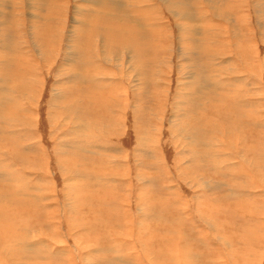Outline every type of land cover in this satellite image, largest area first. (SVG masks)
I'll use <instances>...</instances> for the list:
<instances>
[{
  "label": "rangeland",
  "instance_id": "obj_1",
  "mask_svg": "<svg viewBox=\"0 0 264 264\" xmlns=\"http://www.w3.org/2000/svg\"><path fill=\"white\" fill-rule=\"evenodd\" d=\"M203 1L179 0L178 16L163 0L114 2L121 5L122 14L133 15L142 26L143 42L137 39L135 46L120 26L129 24L105 14L104 8V14L91 19L100 31L88 24L85 29L90 31L75 29V10L82 0H33V8L25 6L26 0H0V26L11 41V47L4 49L0 38L3 84L7 88L21 84L31 91L28 96L12 88L10 95L20 111L30 107L38 139L33 142L47 150L31 149L26 137L0 136V163L13 159L12 171L25 169V177L20 180L15 175L14 181L20 187L35 185L22 196L0 180L2 260L13 257L14 264H264V0L257 6L255 0L218 1L217 5L229 6L236 23L220 15L209 18L201 11L204 6L210 12L212 8ZM111 32L115 35H106ZM97 44L121 56L118 63L101 57ZM128 50L131 59L125 54ZM68 56L74 59L64 64ZM88 65L99 74L86 80L102 79L107 89L81 82L80 74L92 69ZM234 67L242 74L234 73ZM185 73L199 81L192 91L181 84ZM71 76H75L71 83L65 84ZM234 78L242 80L223 85L225 89L209 85L216 79ZM198 86L201 91L195 92ZM59 90L66 96L60 102L55 98ZM0 102L4 111L12 107ZM59 103L65 112L59 110ZM17 109L11 110L18 113ZM77 119L88 123L87 134L96 140L92 143L97 146L85 152L73 146L82 135L74 134L80 125ZM113 119H120L117 126ZM16 122L9 130L23 131L21 120ZM225 130L231 132L226 136ZM231 134L238 138V152L230 144ZM141 148L156 154L149 156ZM114 158L119 161L111 164ZM38 169L44 171L43 178H38ZM197 178L211 185L209 189L198 185ZM37 185L46 199L37 197L42 194ZM28 233L33 234L30 241L41 236L57 248L66 245L70 259L58 252L50 257L41 246L44 252H22L15 244ZM122 252L130 256L129 261L116 259Z\"/></svg>",
  "mask_w": 264,
  "mask_h": 264
},
{
  "label": "bare ground",
  "instance_id": "obj_2",
  "mask_svg": "<svg viewBox=\"0 0 264 264\" xmlns=\"http://www.w3.org/2000/svg\"><path fill=\"white\" fill-rule=\"evenodd\" d=\"M58 1V0H57ZM62 1V0H61ZM103 1V3H105L104 5H100V0H82V2H84L83 4L84 5H87V6H85V7H83L82 5H81V3H80V5H78L77 6V8H76V10H75V15H74V22H77V24H74V26H75V29H81V31L83 30H88L87 28L85 29V27L87 26V24L88 25H92L93 26V28H95V30H99V28L97 29V26L92 22V20L91 19H98V16H96V15H98V13H100V14H104L105 12H104V9H107L106 10V13L105 14H109L110 15V17H112L113 16V18L115 19V18H118V20H122V21H125V24H129V25H123L122 23H120V26H122L121 27V29L122 30H125V31H123L122 33H124V32H128V35L129 36H131V39L133 40V42H135L136 43V45L133 43L132 45H135V46H137L138 45V42H137V39L139 40V43L141 44V42H143L142 40H141V29H140V27H142L141 26V24L139 23V22H137V20H135L134 19V17H132V16H125L124 14H122V11H121V9H118V7H120V6H114V4H116L119 0H102ZM146 1V0H145ZM148 1V0H147ZM165 3H167L168 5H167V8H168V10L170 9V10H173V11H175L176 12V14L175 15H177V14H179L180 13V11L181 10H179L178 8H177V4H178V2H179V0H163ZM218 1H222V0H204L203 2L205 3V2H208V5L212 8V11L210 12L208 9H207V6H202V5H200V6H202L204 9L201 11L202 13H204V14H206V15H208V17L209 18H212V15H215V16H217V15H220L222 18H224V19H233V20H235V23H236V19L234 18V16H233V14L231 13V12H229V6H227V5H225L226 3H224V4H222V3H219L218 5H217V2ZM226 1V0H225ZM26 7L27 8H33V0H26ZM65 2V1H64ZM67 2H68V0H67ZM114 2H116V3H114ZM152 2V1H151ZM163 2V3H164ZM59 3H61V2H59ZM86 3V4H85ZM259 3V0H255V2H254V5L255 6H257V4ZM261 3V2H260ZM92 4H94V5H96V7H94L93 8V6H92ZM102 4V3H101ZM110 4V5H109ZM153 4V3H152ZM201 4V3H200ZM203 4V3H202ZM69 5V4H68ZM260 5V4H259ZM172 6H174L176 9H174V8H172ZM191 6V5H190ZM151 7V6H150ZM23 8V7H22ZM104 8V9H103ZM122 8V7H121ZM149 8V7H148ZM147 8V9H148ZM153 8H155L154 6H153ZM260 7H258V9H259ZM23 10H24V8H23ZM256 10V9H255ZM192 12V11H191ZM260 12V11H259ZM124 13H125V11H124ZM30 15H32L31 13H29ZM183 14H185V13H183ZM183 14H182V16H183ZM194 14H196V13H194ZM203 14V15H204ZM260 14V13H259ZM112 15V16H111ZM180 15V14H179ZM244 15V14H243ZM107 16V15H106ZM178 16V15H177ZM219 16V17H220ZM174 17V16H173ZM196 17V16H195ZM207 17V18H208ZM107 18V17H106ZM185 18V17H184ZM31 19V18H30ZM179 19V18H178ZM180 19H182L181 17H180ZM189 19V18H188ZM213 19V18H212ZM111 22L113 21L111 18L109 19ZM192 20V19H191ZM197 20V19H196ZM73 22V23H74ZM83 22H85L84 24H83ZM114 23H116V22H114ZM230 24V23H229ZM179 25V24H178ZM99 26V25H98ZM115 26V25H114ZM184 26V25H183ZM182 26V27H183ZM235 26V25H234ZM61 27V26H60ZM59 27V28H60ZM73 27V26H72ZM102 27V26H101ZM111 27V26H110ZM117 27V26H116ZM90 28V27H89ZM103 28V27H102ZM102 28H100V29H102ZM120 28V27H119ZM3 29H5L3 26H0V31H1V34H0V38H1V46H2V48H4V49H6V48H8V47H11V41H10V39H9V37H8V34H5V31H3ZM114 29H115V27H114ZM77 30V31H78ZM103 30V29H102ZM108 30V29H107ZM118 30V29H117ZM128 30V31H127ZM88 31H90V30H88ZM100 31V30H99ZM104 31H106V30H104ZM103 31V32H104ZM110 31V30H109ZM194 31V30H193ZM3 32H4V34H3ZM62 32H64V31H62ZM115 32V31H114ZM117 32V31H116ZM144 32H146V31H144ZM192 32V31H191ZM232 32V31H231ZM72 33V34H71ZM207 33V32H206ZM252 33V32H251ZM70 34L71 35H73V31L71 30V32H70ZM103 34H105V33H103ZM210 34V33H209ZM35 35H36V33H35ZM106 35H115L113 32H111V34H108V33H106ZM105 35V36H106ZM146 35V34H145ZM9 36H11V35H9ZM97 36H99L98 34H97ZM134 36H137V37H134ZM144 36V35H143ZM232 36H234L233 34H232ZM71 37V36H70ZM12 38V37H11ZM14 38V37H13ZM20 38V37H19ZM36 38V37H35ZM106 38L107 37H105V38H103V41H104V44L106 45L107 43H105V41H107L106 40ZM234 38V37H233ZM17 39V38H16ZM15 39V40H16ZM21 39V38H20ZM98 39V38H97ZM100 39V41H101V38H99ZM113 39H115L116 41H118L117 39H116V37H114ZM143 39V38H142ZM147 39V38H146ZM12 40V39H11ZM144 40V39H143ZM235 40H237V39H235ZM17 41H19V40H17ZM23 41V40H22ZM228 41V40H227ZM25 42V41H24ZM131 42V41H130ZM215 42V41H214ZM15 43V42H14ZM17 43V42H16ZM23 43V42H22ZM243 43V42H242ZM241 43V44H242ZM21 44V43H20ZM24 44V43H23ZM101 45V46H99L98 44V47H97V49L98 50H96L97 52H101V57L103 56L104 57V59L105 60H109V61H111V62H114L115 64H117L118 63V58L119 57H121V56H117L115 53H113L112 52V50L113 49H109V50H105L106 49V46L105 45ZM226 44H227V42H226ZM230 44V43H229ZM121 45H123V44H121ZM128 45V44H127ZM222 45V44H221ZM243 45H245V44H243ZM124 46V45H123ZM227 46V45H226ZM225 46V47H226ZM241 46V45H240ZM70 47H72V45L71 44H69V48ZM110 47V46H109ZM126 47V46H125ZM196 47V46H195ZM215 47V46H214ZM213 46H212V48H214ZM218 47V46H217ZM243 47V46H242ZM241 47V48H242ZM29 48V47H28ZM53 48V47H52ZM68 48V47H67ZM68 48V49H69ZM208 48H210V47H208ZM220 49H222L221 47H219ZM236 48V47H235ZM42 50L40 47H38L37 46V48H36V50ZM55 49H57V48H55ZM182 49V48H181ZM239 49V48H238ZM22 50V49H21ZM38 50V51H39ZM70 50H71V48H70ZM83 50V49H82ZM111 50V51H110ZM185 50V49H184ZM212 50H214V49H212ZM43 51V50H42ZM122 51H123V49H122ZM126 51V50H125ZM132 51V50H131ZM183 51V50H182ZM194 51V50H193ZM210 51V50H209ZM218 51V50H217ZM222 51V50H221ZM240 51V53L242 54V51L243 50H239ZM239 51H236L237 52V54L239 53ZM36 52V51H35ZM44 52V51H43ZM46 52V51H45ZM67 52V51H66ZM65 52V53H66ZM96 52V53H97ZM129 52V53H128ZM135 52V51H134ZM185 52H186V50H185ZM184 52V53H185ZM215 52V51H214ZM234 52V51H233ZM24 53V52H23ZM39 53L40 54H42L43 55V53L42 52H40L39 51ZM182 53V52H181ZM183 53V54H184ZM125 54H127L126 56H127V58L128 59H131V57H132V54L130 53V51L128 50L127 51V53H125ZM186 54V53H185ZM247 54V53H246ZM255 54V53H254ZM31 55V54H30ZM19 56H21V55H19ZM65 56V55H64ZM99 56V55H98ZM193 56V55H192ZM213 56V55H212ZM215 56H217V55H215ZM239 57H243V55H238ZM32 57H34V56H32ZM188 57V56H187ZM238 57V58H239ZM255 57V56H254ZM36 58V57H35ZM65 58V57H64ZM185 58V57H184ZM257 58V57H256ZM74 58H72V57H66V61L64 62V64H67V63H70V62H72V60H73ZM123 59V58H122ZM259 59V58H258ZM40 60V59H39ZM129 61V60H128ZM99 62V61H98ZM257 62V61H256ZM36 63V62H35ZM112 64V63H111ZM37 65V64H36ZM104 65V64H103ZM8 66H10L9 64H8ZM102 66V65H101ZM105 66V65H104ZM112 66H114V65H112ZM88 67L89 68H92V67H94V66H92V65H88ZM133 67V66H132ZM105 68V67H104ZM103 68V69H104ZM238 68V67H237ZM235 68L234 67V73H235V71L237 70V71H239L238 72V74H242V72H240L241 71V69L240 68ZM115 69V68H114ZM134 69V68H133ZM89 71V72H88ZM97 71L98 70H95L94 68H92L91 70H86L84 73H85V75H83V74H80L81 75V77L82 78H79V79H82V81L81 82H88V84L90 85V87H92V88H95V89H100V87H102V88H105V89H107L108 87V83L107 82H105V83H103L102 82V79H101V81H99V82H94V81H90V80H86V79H88L89 77L91 78V79H93L94 77L96 78V76H97V74H99V73H97ZM113 71V70H112ZM210 71V70H209ZM232 71V70H231ZM101 72V71H100ZM183 72V71H182ZM207 72V71H206ZM211 72V71H210ZM75 73L76 72H73V74L75 75ZM107 73V72H106ZM190 73V72H189ZM208 73V72H207ZM108 74V73H107ZM187 73H185V75H183V76H181V77H183L182 78V80H180L181 81V84L184 86L183 88H190V91H192L191 90V87L193 86V83L194 82H197V81H195L194 79H197V78H194V75H193V78L194 79H190V75H186ZM203 74V73H202ZM223 74H224V70H223ZM230 74V73H229ZM2 74H0V81H1V83H0V101H5V102H8V104H11V108H9L7 105V107H6V112L4 111V108H5V104H3V103H1L0 102V127H2V125H3V128H4V126H6V128H4L5 129V131H2V132H0V136H2L3 138H4V136H5V134L8 136V137H10V138H12L13 140H14V138H18V137H20V136H22L21 138H27V139H30V140H28V141H31L30 142V144H32V145H30L29 144V146H32L31 147V149H34V150H41V151H47L45 148H44V146H42L41 145V143L40 142H38V141H36V142H33V139H36L37 138V135L35 134V132H34V129H33V127H34V123L36 122L35 121V116H34V114L33 115H31L30 114V110H29V108L27 109H25V111H20V109H17V104H16V102H17V100H15V99H13L12 98V96L10 95V92H11V90H12V88H15L17 91H19V92H21V93H25V92H27V95L29 96V93L31 92V91H29L28 89L26 90V87L24 88L23 87V85H21V84H17V85H15V87H14V85H12V87H9L8 86V88L4 85L5 83L3 82V76H1ZM103 75V74H102ZM115 75V74H114ZM220 75V74H219ZM218 75V76H219ZM109 76V75H108ZM111 76H113V75H111ZM75 76H71V78H69V80H67L68 82L67 83H65V84H69V83H71V81L73 80V78H74ZM88 77V78H87ZM99 77V76H98ZM105 77V76H104ZM213 78V77H212ZM212 78H210V79H212ZM215 78V77H214ZM230 78V77H229ZM232 78V77H231ZM12 79V78H11ZM68 79V78H67ZM100 79V78H99ZM204 79V78H203ZM210 79H208V80H210ZM94 80V79H93ZM96 80V79H95ZM109 80V79H108ZM108 80H106V81H108ZM234 80H242V78H234V79H228V80H220V79H216V80H214V82H213V84H209V85H214L215 87H218V88H224V86L223 85H226V84H228V85H232V84H234V85H236L235 83H234ZM8 81V80H7ZM207 81V80H206ZM218 81V82H217ZM18 82V81H17ZM199 82V81H198ZM202 82V81H201ZM208 82V81H207ZM210 82V81H209ZM4 83V84H3ZM111 83V82H110ZM23 84L25 85V83L23 82ZM115 84V83H114ZM208 85V86H209ZM190 86V87H189ZM200 86V85H199ZM199 86L198 87H196V90H195V92L196 91H201L200 90V88H199ZM115 87V86H114ZM114 87H111V88H114ZM120 87V86H119ZM195 87V86H194ZM213 87V86H212ZM116 88V87H115ZM121 89V88H120ZM225 89V88H224ZM237 88H235L234 90H236ZM112 90V89H111ZM180 90V89H179ZM185 90V89H184ZM183 90V91H184ZM229 90H230V87H229ZM246 91H247V88L245 89ZM58 91V90H57ZM99 91V90H98ZM181 91V90H180ZM232 92H234V91H232ZM181 93V92H180ZM26 94V93H25ZM191 94H193V92H191ZM181 95H182V93H181ZM186 95H187V93H186ZM220 95V94H219ZM31 96H32V94H31ZM226 96V95H225ZM66 96H65V91H63V90H59V92H56V97L55 98H57L58 100H59V102H60V100L61 99H63V98H65ZM187 99L189 98V97H186ZM219 98H220V96H219ZM228 97L226 96V99H227ZM191 99V98H190ZM189 99V100H190ZM23 100V99H22ZM28 100H29V98H28ZM30 101V100H29ZM110 101V100H109ZM198 101H199V99H198ZM245 102L246 101H243L241 104H244L245 105ZM22 104H24L23 102H21ZM112 103V102H111ZM249 104L251 103L252 104V102L251 101H249L248 102ZM26 105L25 106H29L27 103H25ZM177 104V103H176ZM175 104V105H176ZM20 105V104H19ZM63 105H64V103H63ZM4 106V107H3ZM13 106H15L16 107V109H17V112L18 113H14L11 109L13 108ZM3 107V108H2ZM57 107H59V110H62L61 111V113H63V112H65L63 109H62V107H61V105H60V103L57 105ZM77 107V106H76ZM176 108H177V106H175ZM56 111H57V109H56ZM67 111H69V110H67ZM28 112V113H27ZM73 112H74V110H73ZM32 113V112H31ZM79 113V112H78ZM114 113V112H113ZM116 114V113H115ZM71 115V114H70ZM70 115H69V117H70ZM65 116H67V115H65ZM117 116V115H116ZM161 116V115H160ZM175 116V115H174ZM115 117V116H114ZM121 117V116H120ZM4 118H5V120H4ZM12 118H14V119H12ZM18 120H21V122L24 124V130L23 131H12L11 129L9 130V128L11 127V126H13V124H12V122H14V123H17L16 122V120L17 119ZM116 118V117H115ZM78 120V119H77ZM119 120L120 119H113V124L115 125V126H117V124H118V122H119ZM35 121V122H34ZM122 121H123V118H122ZM199 122V121H198ZM202 122H203V124H207V126L209 125V123H207V121L206 120H202ZM77 124H80L79 126H78V128L76 129V130H74V134H76V135H78V134H82L81 136L83 137V139H82V137L80 136V141L82 142H76L73 146H76V147H78L79 149H81L83 152H85V151H87L86 150V148H90L91 146H97V145H95L94 143H92V142H95L96 140L94 139V138H92V136L91 135H88L87 134V130H88V123L87 122H83L82 120H78L77 122H76ZM121 123H123V122H121ZM200 123H201V121H200ZM191 124V123H190ZM61 125V124H60ZM67 125H68V123H67ZM122 125V124H121ZM15 126V125H14ZM17 126V125H16ZM31 127L33 130H30V129H26V127ZM90 126V125H89ZM198 126H202V124H200V125H198ZM36 127V126H35ZM93 127V126H92ZM186 127V126H185ZM217 127V126H216ZM227 127V126H226ZM187 128V127H186ZM214 128H215V126L214 127H212V129H211V131H213L214 130ZM210 129V128H209ZM228 129V128H227ZM230 129V128H229ZM7 130V131H6ZM22 130V129H21ZM177 130H178V128H177ZM185 130V128H182V132ZM232 130V129H231ZM110 131V130H109ZM223 131V130H222ZM226 131V130H225ZM230 131V130H229ZM229 131H226V132H228V133H224V135L226 134V136L229 134ZM6 132V133H5ZM30 132H32V133H30ZM231 132V131H230ZM2 133H4V134H2ZM30 133V134H29ZM93 133H94V131H93ZM209 133H210V131H209ZM142 134V133H141ZM238 134V133H237ZM143 135H145V134H143ZM154 135V134H153ZM189 135V134H188ZM223 135V136H224ZM233 137H230V135L228 136L229 138H230V144H231V146L233 147V148H235V150H237V152H238V150H239V146H238V143H237V137L235 136V135H233V134H231ZM238 136V135H237ZM140 137H141V135H140ZM225 137V136H224ZM236 137V138H235ZM1 138V137H0ZM20 138V139H21ZM87 138V139H86ZM144 138V137H143ZM82 139V140H81ZM147 139H148V137H147ZM151 139V138H150ZM3 140V139H2ZM36 140H38V139H36ZM84 140V141H83ZM144 140V139H143ZM156 140V139H155ZM215 140V139H214ZM27 141V140H26ZM86 141H87V143H86ZM90 142H91V144H90ZM146 142V141H145ZM209 142V138H208V140H207V142H206V144ZM223 142V141H222ZM229 142V141H228ZM82 145H81V144ZM85 143V144H84ZM143 144V143H142ZM146 144V143H145ZM25 145V144H24ZM208 146H210V144L208 145ZM229 146V145H228ZM151 147V146H150ZM156 147V146H155ZM146 148V147H145ZM145 148H141V150H143V152H144V154H147V155H149L150 156V154H151V156L152 155H154V154H156L154 151L152 152L151 150L152 149H150V150H147L146 151V149ZM148 148V147H147ZM231 148V147H230ZM30 149V148H29ZM28 149V150H29ZM158 149V148H157ZM60 150V149H59ZM113 150H114V148H113ZM156 150V149H155ZM55 151H57L58 152V150H57V146H56V149H55ZM190 151V150H189ZM6 152H9V149L7 150L6 149V151H5V153ZM156 152L158 153V152H160V151H157L156 150ZM212 152H214V151H212ZM227 152V151H226ZM236 152V153H237ZM32 153V152H31ZM153 153V154H152ZM195 153V152H194ZM263 153H264V151H263ZM159 154V153H158ZM193 154V153H192ZM226 154V153H225ZM14 155V154H13ZM159 155H161V154H159ZM194 155V154H193ZM198 155H200V154H198ZM212 155L214 156V153H212ZM240 155V154H239ZM242 155V154H241ZM59 156V155H58ZM162 156V155H161ZM225 156V155H224ZM19 157V156H18ZM49 157V156H48ZM197 157V156H196ZM195 157V158H196ZM0 158H2V157H0ZM155 158H156V156H155ZM219 158V157H218ZM4 159V158H3ZM159 159V158H158ZM13 159H10V160H8V161H1V163H0V180L2 181V180H4L6 183H4V184H7V186H9L10 187V191L12 190L13 191V193H17L18 194V191H20L21 193H19V194H21L22 196H24L27 192H29V191H33V189H35V185L32 183V188H30V187H28V186H26V185H22V187H20L21 185L19 184V183H16L15 181H14V176L18 179L19 177V179L21 180V176H23V177H25L23 174V172L25 171V169H22V170H20V171H12L13 170V165L11 164V166H10V161H12ZM219 160V159H218ZM217 160V161H218ZM48 161V160H47ZM118 159H116V158H114V159H112V160H110V163L111 164H116V163H118ZM194 161V160H193ZM225 161V160H224ZM230 161H231V159H230ZM229 161V162H230ZM242 161V160H241ZM35 162V161H34ZM120 162H122V163H124V161H122V160H120ZM209 162H211V161H209ZM215 162V161H214ZM214 162H212V163H214ZM220 162V161H219ZM2 163H4L5 164V166H6V168H7V170H8V172L7 171H4L2 168H1V166H3L2 165ZM127 163V162H126ZM211 163V164H212ZM216 163V162H215ZM243 162H241V164H242ZM45 164V163H44ZM43 164V165H44ZM224 164V163H223ZM46 165L48 166V163L46 162ZM160 165V164H159ZM186 165V164H185ZM220 165V164H219ZM119 166V165H118ZM17 167V166H16ZM32 167V166H31ZM42 168H43V166H41ZM162 167V166H161ZM166 167V166H165ZM164 167V168H165ZM231 167H233V165L231 164L230 165V167H227L226 166V169L227 168H229L228 170H230L231 169ZM6 168H5V170H6ZM190 168V167H189ZM222 168V167H221ZM33 168H30V169H28V170H32ZM114 169V168H113ZM167 169V168H166ZM214 169H215V167H214ZM123 170V169H122ZM32 172V171H31ZM188 172V171H187ZM186 172V173H187ZM38 173H40L39 174V176H38V178H40V177H42L43 178V176L42 175H44V171L43 170H39L38 169ZM43 173V174H42ZM46 173H48L47 171H46ZM50 173V172H49ZM127 173H128V171H127ZM42 174V175H41ZM124 174H125V172H124ZM191 174V177H192V175H193V173H190ZM18 175V176H17ZM41 175V176H40ZM48 175V174H47ZM107 175V174H106ZM124 176H123V174H122V178H123ZM172 177V176H171ZM194 177V176H193ZM192 177V178H193ZM38 178H36L35 180L37 181V179ZM46 178V177H45ZM113 178V177H112ZM26 180V179H25ZM34 180V181H35ZM42 180V179H41ZM153 180V179H152ZM197 180H198V185H201V184H203V186L205 187V189L206 190H208L209 188L208 187H210L209 186V184L207 183V182H205L203 179H198L197 178ZM43 181V180H42ZM202 181H204L205 183H202ZM25 182V181H24ZM30 182V181H29ZM114 182V181H113ZM37 183V182H36ZM52 184V183H51ZM119 184V183H118ZM20 185V186H19ZM19 186V187H18ZM41 187V186H40ZM39 187V185H37V189H36V191L39 193H42V188H40ZM114 187V186H113ZM176 187V186H175ZM174 190H175V188H174ZM129 191H131L132 192V187L129 189ZM41 196V197H40ZM37 197L39 198V199H43V198H45L46 199V197H44V195H43V193L40 195H37ZM47 199H50L49 197H47ZM57 202V201H56ZM58 203V202H57ZM122 203V202H121ZM140 203V202H139ZM141 204V203H140ZM35 205V204H34ZM123 205H129V203H127V204H123ZM127 208V207H126ZM124 209L125 210V213L128 211H130L129 209ZM55 211H56V209H54ZM130 213V212H129ZM196 220V219H195ZM200 220V219H199ZM70 224V223H69ZM50 226L51 227H57L56 225H54V223L53 222H50ZM70 226V225H69ZM132 226V225H131ZM199 226V225H198ZM59 227V226H58ZM126 227V226H125ZM133 227V226H132ZM127 228H130L129 226L127 227ZM53 231V230H52ZM57 232V231H56ZM59 232V231H58ZM208 233V232H207ZM14 235V234H13ZM33 237V234H29L28 233V237H24V241L23 242H18L17 244H15L16 246L15 247H19V249L22 251V252H29L28 250L30 249V252L29 253H31V252H33V250H34V252H39V253H41V251H43V250H40L41 248H40V246L41 247H43V248H45V250L44 251H48V253L50 254V257H52V256H54V255H57V252H58V254H63V255H66V257L68 258V260L70 259V256H71V250H68L67 248H66V245H65V247L64 246H59L60 248H57L56 246H54V245H51L49 242H45L44 240H42L41 238V236L39 237V239L38 240H32V241H30L31 240V238ZM29 239V241H28V239ZM201 238V237H200ZM208 238V237H207ZM206 239V238H205ZM210 239H212V238H210ZM24 243H26V244H24ZM165 245V244H164ZM210 246V245H209ZM14 247V246H13ZM42 248V249H43ZM16 249V248H15ZM36 250V251H35ZM57 250H59V251H57ZM43 251V252H44ZM55 252V253H54ZM54 253V254H53ZM116 253V252H115ZM47 254V253H46ZM67 254H68V256H67ZM176 254V253H175ZM52 255V256H51ZM59 255V256H60ZM137 255V254H136ZM10 256V255H9ZM73 256V255H72ZM44 258H46V257H44ZM73 258V257H72ZM116 259H118V261L120 260V261H124V262H127V261H129L130 260V256L128 257V256H125V254L122 252L121 253V255L119 256V257H116ZM0 263L1 264H11V262L14 264V263H16L14 260H13V257H7V259H5V260H2V258H0ZM16 260V259H15ZM9 261H10V263H9ZM77 261V260H76ZM166 262H168V261H166ZM28 263V262H27ZM26 263V264H27ZM150 263V262H149ZM47 264V263H46ZM49 264V263H48ZM173 264V263H172Z\"/></svg>",
  "mask_w": 264,
  "mask_h": 264
}]
</instances>
